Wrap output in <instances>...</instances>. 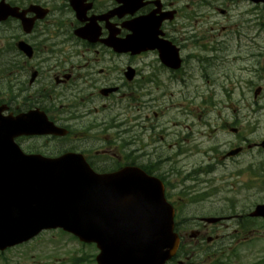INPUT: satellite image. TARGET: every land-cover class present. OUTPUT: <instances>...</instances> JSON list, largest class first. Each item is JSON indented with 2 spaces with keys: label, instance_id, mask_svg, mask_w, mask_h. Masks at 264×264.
<instances>
[{
  "label": "flooded vegetation",
  "instance_id": "1",
  "mask_svg": "<svg viewBox=\"0 0 264 264\" xmlns=\"http://www.w3.org/2000/svg\"><path fill=\"white\" fill-rule=\"evenodd\" d=\"M0 107L64 129L20 136L40 142L25 153L159 178L181 246L165 264L213 243L240 263L264 231L250 216L264 204V0H0ZM83 260L91 244L63 231L0 250V264Z\"/></svg>",
  "mask_w": 264,
  "mask_h": 264
},
{
  "label": "water",
  "instance_id": "2",
  "mask_svg": "<svg viewBox=\"0 0 264 264\" xmlns=\"http://www.w3.org/2000/svg\"><path fill=\"white\" fill-rule=\"evenodd\" d=\"M26 116L0 110V249L62 228L96 244L97 264H164L178 237L161 184L137 168L97 174L73 153L25 154L15 137L64 133ZM253 215L264 217V205Z\"/></svg>",
  "mask_w": 264,
  "mask_h": 264
},
{
  "label": "rangeland",
  "instance_id": "3",
  "mask_svg": "<svg viewBox=\"0 0 264 264\" xmlns=\"http://www.w3.org/2000/svg\"><path fill=\"white\" fill-rule=\"evenodd\" d=\"M19 143H20L21 147L24 150L25 149V146H28V145L29 146H32V145L36 146L40 142L35 143V140H26L25 141V139H20L19 140ZM47 156H52V155H47ZM53 156H55V155H53ZM42 237H49V235L42 236ZM62 244L65 245V246H67L68 247L67 249L75 248V249L78 250V246L75 243L62 242ZM225 246H228V245L225 244ZM212 247H214V245H212L211 248ZM89 251H90L89 249L88 250L86 249L84 251V253H82V252H80V253H82L83 256H84V254L89 253ZM92 252H93V255H95V253H97V250H96L95 247H92ZM254 255H255V253H251V254H249L250 257H248V256H245V257H248L250 259L248 261L252 262ZM227 257H229V259H227ZM230 257H231L230 254H226V253H223L221 255L219 254L217 257L211 256L209 259H205V258L200 257V255H197L196 258L193 260V263L192 264H244L243 263V260L240 263H237V262L234 261V259L232 260ZM58 263L63 264L62 261H59ZM82 264H90V263H85V260H84V262ZM93 264H95V263H93Z\"/></svg>",
  "mask_w": 264,
  "mask_h": 264
}]
</instances>
